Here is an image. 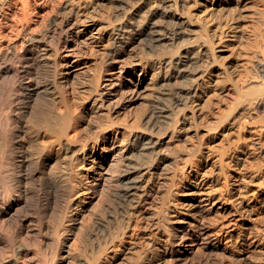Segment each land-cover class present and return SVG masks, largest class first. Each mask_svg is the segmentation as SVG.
<instances>
[{
  "label": "bare ground",
  "instance_id": "1",
  "mask_svg": "<svg viewBox=\"0 0 264 264\" xmlns=\"http://www.w3.org/2000/svg\"><path fill=\"white\" fill-rule=\"evenodd\" d=\"M191 1L113 0L116 24L110 29L103 71L119 64L131 44L143 38L147 49L140 56L158 53L159 57L149 64L141 60L139 66L150 65L159 75L162 71L156 85L163 87L155 98L169 101L129 128L128 148L122 151L114 147L118 140L114 132L88 115L87 91L76 83L80 71L63 56L71 22L77 16L74 0H0V264H151L156 258H168V264H194L187 260L194 253L191 246L202 241L197 248L202 251L220 247L208 242L198 228L210 219L209 211L183 220L180 227L165 218L167 208L159 207L158 212L165 222L154 215L157 212L148 211L151 197L161 189L172 197L195 188L190 185L183 190L180 185L191 177L186 163L166 182L158 174L165 162L161 156L145 166L126 164L118 177L113 174L130 152L155 154L162 134L171 130L170 137L177 135L178 123L199 117L190 105L201 87L202 74L216 59L207 28L201 24L199 30L194 29L199 21L191 13ZM11 32L17 39L11 40ZM254 71L261 96L249 106L264 117V39ZM97 77L88 93L95 113L101 74ZM236 81L244 83L242 78ZM126 88L131 96L140 83ZM155 166L158 177L143 185L142 175ZM91 173L96 177L86 186ZM107 185L111 187L108 204L85 229L86 192L94 195ZM256 204L262 219L253 229L264 239V197ZM245 212L248 216L249 211ZM134 216L143 221L140 228L152 223L157 230L164 229L157 232L161 247H153L151 241L139 253H129L126 246L120 254L111 253L114 241L122 239L123 223L129 224ZM244 225L245 220L240 227ZM194 226L196 231L187 229ZM69 234L80 239L77 253ZM246 258L238 261L248 264Z\"/></svg>",
  "mask_w": 264,
  "mask_h": 264
},
{
  "label": "rangeland",
  "instance_id": "2",
  "mask_svg": "<svg viewBox=\"0 0 264 264\" xmlns=\"http://www.w3.org/2000/svg\"><path fill=\"white\" fill-rule=\"evenodd\" d=\"M74 2L77 16L71 22L63 56L69 66L80 71L81 77L76 83H81V89L87 91L88 115L97 119L105 130L114 132L118 139L114 147L126 151L125 138L129 128L140 123L151 110L169 105V101L155 98L163 87L156 85L159 72L150 65L139 66L141 60L149 64L159 54L155 52L157 54L141 57L147 43L140 38L125 51L119 64L103 71L102 61L110 48V29L116 24L113 0ZM189 5L194 20L200 22L194 24V29L199 30L201 24L207 28L216 59V63L202 74L201 87L190 105L199 117L193 123L190 118L183 125L178 123V136L174 133L170 137L171 130L162 134L155 154L140 156L136 151L130 152L125 163H121L113 174L118 177L120 170L127 165L130 168L145 166L161 156L165 162L158 174L160 181L166 182L177 167L186 163L191 177L181 181L180 185L183 190L190 185L195 188L186 194L173 193V199L163 192L165 188L161 189L162 197L160 193L151 197L146 206L148 211L157 212L154 215L164 222L169 218L173 227H180L187 218H199L206 211L211 213L210 219H204V224L199 223L198 228L205 232L208 242L220 247L202 251L197 249L202 241L191 246L195 254L187 260H193L194 264H240L238 260L247 256L244 262L248 264H264V239L253 229L254 223L262 219L256 201L264 197V117L249 106L261 96L254 64L260 57L264 39V0H192ZM11 33V40L17 39L15 33ZM100 74L97 86L99 103L95 113L88 93ZM238 78L244 80L242 85L237 83ZM135 83H140V88L130 96L126 85ZM200 140L204 142L200 143ZM198 143L201 145L196 146ZM157 170L155 166L145 171L143 185L154 181ZM93 176L94 173L87 176L86 186ZM110 190L107 185L100 193L86 192V209L82 216L85 229L108 204ZM159 207L167 208L165 218L158 213ZM245 210L249 211L248 216H245ZM243 220L246 225L240 227ZM125 222L120 233L122 239L114 241L111 253L120 254L125 246L130 248L129 253H139L151 241L153 247H161V239L156 238L157 232L164 229L158 228V231L152 223L140 228L143 221L135 216L129 224ZM194 228L197 227L187 229L196 231ZM68 236L73 251L77 253L80 239L72 234ZM167 259L156 258L151 264H168Z\"/></svg>",
  "mask_w": 264,
  "mask_h": 264
}]
</instances>
